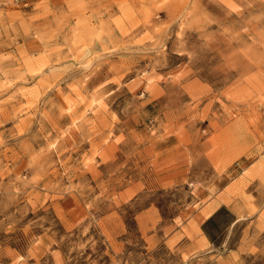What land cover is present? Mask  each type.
<instances>
[{
    "label": "rangeland",
    "instance_id": "374dc122",
    "mask_svg": "<svg viewBox=\"0 0 264 264\" xmlns=\"http://www.w3.org/2000/svg\"><path fill=\"white\" fill-rule=\"evenodd\" d=\"M0 264H264V0H0Z\"/></svg>",
    "mask_w": 264,
    "mask_h": 264
}]
</instances>
